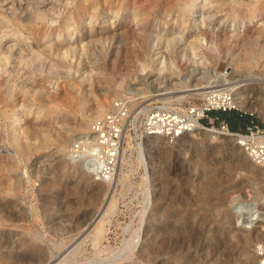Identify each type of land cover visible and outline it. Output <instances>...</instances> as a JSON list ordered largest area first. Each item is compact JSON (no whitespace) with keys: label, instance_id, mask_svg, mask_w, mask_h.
I'll return each instance as SVG.
<instances>
[{"label":"rangeland","instance_id":"374dc122","mask_svg":"<svg viewBox=\"0 0 264 264\" xmlns=\"http://www.w3.org/2000/svg\"><path fill=\"white\" fill-rule=\"evenodd\" d=\"M83 1L65 6L54 25L40 22L31 33L18 24V18L5 19L0 8V32L6 26L14 27L19 35L24 33L28 37L26 41L32 38L35 48L44 44L51 48L42 56L13 62L16 68L13 78L18 89L10 100L0 89V264H51L61 253H66L84 227L98 215L108 186L102 180L78 177L71 162L65 159L71 142L101 115L94 112L97 103H104L105 112L113 99L128 96L134 107L163 102L184 108L202 101L199 92L203 87L221 84L225 71L235 80L264 79V0H210L208 12L200 8L205 0H197L193 12L187 9L191 0ZM15 2L18 9L36 3L33 0ZM256 3L258 8L252 12L251 6ZM95 5L98 10H93ZM209 12L215 14L213 19L197 27L194 21H201L204 13ZM228 23H236L237 27L230 28ZM104 27L107 30L115 27L120 35L112 36V31L106 32ZM98 28L104 32L98 36L89 34ZM207 28L212 30L214 46L207 45L203 39L190 58L183 55L186 43ZM238 31L240 36L231 35ZM145 32L165 37L181 32L186 43L171 46L162 41L161 57L154 61L151 55L154 49L147 43ZM70 45L80 55L81 64L78 65L79 59L71 60L73 71L79 69V76L74 73L67 80L61 77L63 72H52L50 66L67 61L63 51ZM146 63L148 66L144 69L142 64ZM57 79L56 89L49 83ZM33 82L35 86H31ZM69 82L78 90L71 89ZM39 84L47 86V91H42ZM251 103V108H240L241 112H237L247 113L264 123L260 113L264 111V101L258 95ZM18 116L20 120H16ZM85 119L88 126L81 128L79 124ZM156 145L152 150V167L156 172L152 181L153 189L156 188L154 202L147 201L150 185L144 183L145 168L138 162L140 154L134 145L126 152L123 166L118 168L117 205L115 212L107 217L108 234L103 245L117 251L140 226L144 224L146 230L139 247L117 264H145L142 254L158 246L157 227L172 222V215L177 211L195 219L191 236L196 264H211L218 257L217 247L224 242L232 244L234 251L226 264H243L244 260L252 259L254 245L233 242L234 237L231 242L225 241V238L231 239L233 232L227 222H222L223 217L228 219L227 207L232 196L239 194L250 199L263 196L259 183L263 176L244 161L243 149L239 150L235 141L227 137H218L210 143L198 131L170 143L160 140ZM94 191L101 193L96 202L92 201ZM260 203L261 200L256 201L257 206L263 205ZM158 204L160 207L155 210ZM182 222L175 221V224ZM57 227L68 228L70 232L65 236L55 235ZM238 227V234L244 238L264 235L263 220L255 229ZM50 239L62 242V246L55 247ZM24 243L38 247L30 248ZM77 258L78 264L87 259L103 264L106 255L104 251L97 252L90 241H84Z\"/></svg>","mask_w":264,"mask_h":264},{"label":"bare ground","instance_id":"6f19581e","mask_svg":"<svg viewBox=\"0 0 264 264\" xmlns=\"http://www.w3.org/2000/svg\"><path fill=\"white\" fill-rule=\"evenodd\" d=\"M33 1L36 2L34 6L26 7L24 9H18V7L16 6L15 0H0L1 12L4 14L5 19L7 18L10 20L11 18H18L19 19L18 24L23 26L24 27L23 29H25L26 32L31 33L33 28L35 27V25L39 24L40 22H42L44 24L54 25L59 20V17L62 16V14L64 12V7L73 5L78 0H60V2H62L63 4L58 3L59 1H56V0H33ZM84 1H86V3L95 2V0H84ZM210 2H211L210 0H205L204 3L200 6V8L206 9V11L208 12L207 9L209 7H211V6H208V4ZM18 3H20V2H18ZM196 5H197V0H191V3H189V5L187 6L188 11L193 12V10L197 8ZM92 8H94L93 10H98V7L96 5H95V7H92ZM257 8H258L257 3L254 4L253 6H251L252 12L256 11ZM217 15H220V14H217ZM107 16L108 15H105V18ZM214 16H215L214 13H210V12L208 14L204 13L201 21L195 20L194 24H197V27L201 28V26H202L201 22H203V23H205L207 21L209 22L210 20L213 19ZM106 20L113 21V20H111V18H108ZM115 21L116 20H114V22ZM27 23L31 24V26L27 27ZM228 25L230 26V28L231 27H233V28L237 27L236 23H228ZM6 27H7L6 30L4 29L3 31L0 32V89L4 93V95L6 96V99L10 100L13 97V93H14L15 89L18 87V83H16V81L13 78V75H14L13 71H14V69H16L15 64H13V62H15L17 59H20V58L23 59L25 57L34 58V57L42 56V54H45L44 51L50 50L51 48L49 47L48 44H44V46H41V48H39V47L35 48V46L32 44V38H31V40L26 41V38L28 39V37L23 36L24 35V33H22L23 31L20 32L22 34L19 35L18 29L14 28V27L8 29L9 26H6ZM110 27H112V26H110ZM104 28H105L104 31H106L107 30L106 27H104ZM114 28L108 29L106 32L112 31V36H119L120 32H118V30H116V28L115 29ZM104 31L100 30L99 28L98 29H92L89 32V34L97 35V34L103 33ZM211 31L208 28L205 29V31L200 36L191 39L189 43L185 42L186 41L184 39L185 34L182 35L181 32H179L177 34H175L173 32L172 35H169L168 37H165L164 35L159 34V33L155 34L152 32L151 33L145 32V38L147 40V43L154 49L153 54H151L154 61L157 59V57H159V56L161 57V55H160L161 50H159L161 47H159V46L162 43V41L163 42L166 41V44L167 45L169 44L171 46H176L177 43H179V44L186 43L187 45L185 46V48H183V49H185V52H183V55H188V57L190 58L192 51L193 52L197 51V47L199 44L203 43V41H202L203 39H206L205 41H206L207 45H209L211 47L214 46L213 45V39L211 37V34H212ZM214 31L215 30H213V32ZM240 32L241 31L233 32V33H231V35H233L234 37H237V36L241 35ZM12 36H14V37H12ZM187 50H189V52ZM58 51H60V50H58ZM57 53L59 54V52H57ZM63 55H64V57H66L67 61H65V63H62V62L52 63L50 66V69L52 70V72L53 71H58V72L60 71L61 73L63 72L64 76L62 75L61 77H64L67 80H71L72 76H74V73H76L77 76H79L78 75L79 69L75 70L77 72L73 71L74 65L72 64V61H71L72 59L76 58L77 60L79 59L78 65L81 64L80 55L77 53L75 48L72 45H70L68 48H66V50L63 51ZM233 59L235 60L237 58L234 56ZM28 61H30V60H28ZM17 64H18V62H17ZM158 64H159V62H158ZM33 65H35V64H33ZM142 65H143L144 69L148 66L147 63L142 64ZM46 68H47V66H46ZM50 69H49V72H50ZM21 70H22V68H21ZM19 72H20V70H19ZM61 73H59V74H61ZM222 77H223V81H227L229 83H232V86H233L234 91H235V103L238 107L246 108V109L251 108L252 99L254 98V96L256 97L258 95L264 101V79L263 78H262L263 81L258 80L257 78H255L254 80H249L248 78H244V77L242 79H236L235 80V78L233 76L231 77L230 74L227 77H224V76H222ZM53 79H55V78H53ZM22 82H25V81H22ZM255 82H258L259 84H256ZM27 84H29V83L27 82L26 85ZM69 84L71 86V89H73L75 91L78 90V88L76 86H74L72 84V82L71 83L69 82ZM49 85L51 87H56V89H57V87L59 86L58 79L50 81ZM31 86H35V83L34 82L31 83ZM259 87L261 88V91L257 92L256 90ZM40 88L42 89V91H47V89H48L47 86H45L43 84L40 85ZM194 89L195 88H192L191 90H194ZM254 90L256 91V93ZM199 94H203L202 91L199 92ZM104 110H105L104 103L99 102V103H97L96 109L94 112L97 114H103L102 112H104ZM4 113L6 115H8V114L10 115V113H8L5 110H4ZM260 113L264 116V111L263 112L260 111ZM20 119H21L20 116H18L16 118V120H20ZM79 125L81 128H87L88 121L85 119L84 121L80 122ZM196 131H198V133H200V134L205 135V137L207 139H209L210 141H214L219 137L217 135V133L213 132L212 130H206L205 131L204 129H201L200 127H198V128H196ZM186 136H189V135H187V134L183 135L180 137V139H183ZM160 140L164 141L165 143H170L169 138H167L163 135L155 134V135L147 136L143 140L142 144H140V145L138 144L139 146L137 147V145L133 144L131 142L130 138H128L126 141L124 150H123V154H122V157L120 160V164L118 166V168L120 166H123V164L127 160L126 159V152L128 151V149H131V147H133L132 145H134L133 148H135L137 151L139 150V153L143 151L144 156H140L138 158V162L142 163L144 168H145L144 183L146 185H148V187L150 185V193H149L150 195H149V198L147 199V201L150 200L151 202H154V200L156 199V198L154 199V191L156 192V188L153 189V182H152L154 180L153 176L156 173L154 167H152L153 163H154L152 150L157 146L156 144ZM237 147L239 150H240V148L242 149V147H240L239 145H237ZM158 148H160V147H158ZM66 155H68V157L65 159H67L71 162V164L74 168V173L75 174L77 173L76 175H78V177L79 176H81V177L85 176V177H89L90 179H93L95 181L97 180L95 175L92 173V171L85 168L84 163L80 158H74V156L70 155L69 152H67ZM244 161L245 162L248 161L250 163V167L254 168L259 173L262 174L263 177L259 179L260 180L259 183H260V188H261L260 191L263 192V196H259V198H257V199H252V198L250 199V198L242 197L239 194L232 196V198L229 200V205L227 207L228 208L227 209L228 210L227 211L228 219L225 220V218L223 217L222 222H223V224H225L227 222L228 229L233 232L231 239L225 238V241L231 242V240H233L232 238L234 237V240L236 239V241H233V242H243V243H247V244L252 243L254 245L253 253H252V259L244 260L243 264H258L259 257H258L256 248H257V245L262 241L264 235L262 237L261 236L251 237L249 235H245V236H247V238H244V237H242V235L238 234V232H240L239 231L240 228L238 227V225H239L238 222H239V213L240 212H243L245 210H250L254 207H257L261 212L260 221H262L264 219L263 218V216H264V168H262L261 166H259L255 162H253L248 157V155L246 153H245ZM130 164H131V162H130ZM123 179H125V177ZM102 181L106 183L109 191H106L104 193V197H103V200L101 202L100 211H99L98 215H96L93 222H91L89 225L84 227V231L80 234V236H78L75 239V242L72 245H70L69 249L66 250V253H61L60 255L58 254L59 257L57 259H55L51 264H64V262H67V260L69 261V263H66V264H78L79 260L77 258V255L81 250V243L84 241H90V243L93 245V247L96 249L97 252H101V251L105 252L106 259L105 260L102 259L103 264H117L119 260L126 259V258L130 257L131 254L136 249V247L139 245L140 239L142 237H144V231L146 230V227L143 224V226H140L138 228V230L133 235V237L130 240H127V243L123 248L115 251V249L111 248L110 245H103V240L105 239L106 235L108 234L107 233V231H108L107 224H108L109 220L107 219V217L111 213H114L115 209H116V205H117L116 204V199H117L116 198V195H117L116 187H117L118 181H120V180L118 179V176L116 175L112 186H111L110 182H108L106 180H102ZM121 181L123 182L122 179H121ZM100 197H101L100 191H94L92 193V201L93 202L98 201V199ZM257 200H261L262 203H260V204H263V205L262 206L259 205L260 207L257 206V204H256ZM1 204H2V202H1ZM159 207H160V205L158 204L155 207V210H157ZM171 221L172 222H167L166 224H163V225L157 227V230L159 231L158 232V246L153 247V248H148L142 254L141 260L144 261L145 264H151L154 262H156L157 264H196L197 260L195 258L194 251L192 250V245H193L192 243H193L194 237L191 236V233H193V227L195 224V219L194 218H186V216L181 215V211H177L176 213H173ZM173 221H174V223H173ZM175 221H178V222L183 221V222L180 224H175ZM220 221H221V219H220ZM142 223H144L143 219H142ZM244 230H250V229H244ZM55 231H57V233H58L55 235H62V236H65L67 233L70 232V230L68 228H64V227L62 230L57 227L55 229ZM44 236H46V235H44ZM41 238H42V236H41ZM50 240L54 242L55 247L59 248L60 246H62V242H57L56 240L54 241L53 239H50ZM24 244L30 248L36 249L38 247V245L34 246L33 244H27V243H24ZM49 247L52 248L51 245ZM217 251L219 252L218 257H217V259H214L211 264H226L228 262V260L234 256L233 246H232V244L229 245L228 242L227 243L224 242L223 244H220L217 247ZM115 252H116V255H114ZM56 253H57V251H56ZM211 253H212V249H211ZM69 255L70 256L72 255L73 258L70 259ZM51 259H52V257H51ZM90 260L91 259H87L86 262H83L82 264H97L98 263V262L97 263L91 262ZM99 264H101V263H99Z\"/></svg>","mask_w":264,"mask_h":264},{"label":"built area","instance_id":"2783aa9c","mask_svg":"<svg viewBox=\"0 0 264 264\" xmlns=\"http://www.w3.org/2000/svg\"><path fill=\"white\" fill-rule=\"evenodd\" d=\"M222 75L227 77L229 73L225 71ZM202 93L201 102L184 108L163 102L134 107L128 96L117 97L103 114L92 120L87 131L71 142L68 152L80 158L97 180H106L112 186L128 138L137 147L147 136L155 134L173 142L200 127L212 130L219 137L232 138L253 162L264 168V123L251 116L243 127L233 129L222 116L212 114L240 111L232 83H212L203 87ZM139 154L144 156L143 151ZM260 217V210L254 207L240 212L238 223L244 229H255ZM256 251L258 264H264V237Z\"/></svg>","mask_w":264,"mask_h":264},{"label":"trees","instance_id":"16d2710c","mask_svg":"<svg viewBox=\"0 0 264 264\" xmlns=\"http://www.w3.org/2000/svg\"><path fill=\"white\" fill-rule=\"evenodd\" d=\"M222 117L230 124L233 129L241 128L245 125L247 120L250 118L247 113H239L236 111V115H227L226 113H221Z\"/></svg>","mask_w":264,"mask_h":264},{"label":"crops","instance_id":"0c3cea01","mask_svg":"<svg viewBox=\"0 0 264 264\" xmlns=\"http://www.w3.org/2000/svg\"><path fill=\"white\" fill-rule=\"evenodd\" d=\"M220 113H224V114L226 113L227 115H231V114L236 115V111H228V112L213 111V112H212L213 115H220V116H221Z\"/></svg>","mask_w":264,"mask_h":264},{"label":"water","instance_id":"95a60500","mask_svg":"<svg viewBox=\"0 0 264 264\" xmlns=\"http://www.w3.org/2000/svg\"><path fill=\"white\" fill-rule=\"evenodd\" d=\"M208 141H209L210 143H213V141H210L209 139H208Z\"/></svg>","mask_w":264,"mask_h":264}]
</instances>
